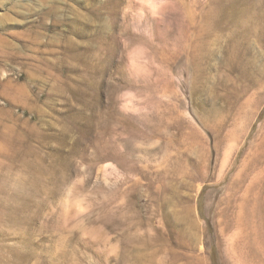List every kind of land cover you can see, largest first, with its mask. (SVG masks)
<instances>
[{
    "label": "rangeland",
    "instance_id": "374dc122",
    "mask_svg": "<svg viewBox=\"0 0 264 264\" xmlns=\"http://www.w3.org/2000/svg\"><path fill=\"white\" fill-rule=\"evenodd\" d=\"M155 2L0 0V264H264V0Z\"/></svg>",
    "mask_w": 264,
    "mask_h": 264
},
{
    "label": "clouds",
    "instance_id": "9594fccd",
    "mask_svg": "<svg viewBox=\"0 0 264 264\" xmlns=\"http://www.w3.org/2000/svg\"><path fill=\"white\" fill-rule=\"evenodd\" d=\"M141 2L145 5V7L151 9L152 11L160 7V4L156 3L155 0H141ZM69 195H71V193H69ZM77 208L80 212L86 211V209L81 207L79 204H77Z\"/></svg>",
    "mask_w": 264,
    "mask_h": 264
}]
</instances>
